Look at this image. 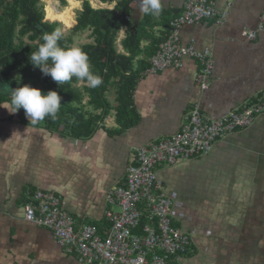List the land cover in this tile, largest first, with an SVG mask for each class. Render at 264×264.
I'll use <instances>...</instances> for the list:
<instances>
[{
	"label": "crops",
	"instance_id": "1",
	"mask_svg": "<svg viewBox=\"0 0 264 264\" xmlns=\"http://www.w3.org/2000/svg\"><path fill=\"white\" fill-rule=\"evenodd\" d=\"M214 1L220 11L231 4L224 24L204 21L180 29L183 45L212 52L209 89L199 91V66L192 58H184L180 68L145 72L132 91L137 121L129 129L120 131L113 110L91 137L75 139L24 125L14 119L8 104H0V264H82L58 246L49 230L24 220L28 192L61 195L76 226L90 224L102 235L110 228L106 212H118L107 202V193L123 182L136 148L176 134L195 103L203 114L219 119L264 91V32L251 42L240 36L243 29L256 26L264 0ZM92 2L94 9L110 10L116 4ZM73 3L78 1L67 0V8ZM131 8L138 27L145 14L139 12L138 0ZM181 12V0H163L161 14L151 18L171 21ZM153 33L156 38L165 35L161 27ZM124 38L121 29L115 42L118 54H126ZM107 100L116 106L113 88ZM155 172L173 202L172 226L191 240V252L174 258V264H264V112L249 127L217 140L207 155Z\"/></svg>",
	"mask_w": 264,
	"mask_h": 264
},
{
	"label": "built area",
	"instance_id": "2",
	"mask_svg": "<svg viewBox=\"0 0 264 264\" xmlns=\"http://www.w3.org/2000/svg\"><path fill=\"white\" fill-rule=\"evenodd\" d=\"M181 2L182 12L169 22L166 39L150 59L146 73L180 68L184 58H192L199 66L196 84L203 93L209 89L212 79V52L208 48L197 50L194 44L183 45L180 29L204 21L220 26L228 17L231 4L220 11L214 0ZM263 32L264 7L256 26L243 29L240 36L251 42ZM263 112L264 91L219 119L209 118L195 103L176 134L136 148L134 161L127 167L123 182L107 193V202L116 206L118 212H106L110 228L102 235L90 224L76 226L64 208L62 196L52 192H28L23 218L49 230L58 246L74 253L82 264H174V258L191 252V240L172 226L173 202L158 185L156 168L207 155L217 140L249 127ZM145 219L147 224L142 226Z\"/></svg>",
	"mask_w": 264,
	"mask_h": 264
},
{
	"label": "trees",
	"instance_id": "3",
	"mask_svg": "<svg viewBox=\"0 0 264 264\" xmlns=\"http://www.w3.org/2000/svg\"><path fill=\"white\" fill-rule=\"evenodd\" d=\"M58 1L61 6L66 5V0ZM81 1V11L74 21L76 24H72L69 34L63 35L59 44L72 47L74 37L89 32L91 42L78 47L87 54L92 71L103 79V83L95 88L75 77L58 85L50 75H44L30 62L31 53L43 43L42 35L60 27L44 17L41 0H0V104H8L13 110L12 90L21 87L23 82L44 93L57 91L61 106L55 119L45 117L32 124L23 108L13 114L24 125L75 139L91 137L98 123L113 110L120 131L135 125L137 115L133 110L132 91L149 68L159 44L165 40L170 22L162 20L157 23L151 14H145L137 29L133 30V0H98L102 4L116 2L110 10L94 9L89 0ZM72 18L74 16L67 19ZM156 27L163 29L164 37H155L153 29ZM121 29H125L121 46L126 54H118L115 48ZM145 42L147 46H142ZM110 88L114 89L115 107L107 100Z\"/></svg>",
	"mask_w": 264,
	"mask_h": 264
},
{
	"label": "clouds",
	"instance_id": "4",
	"mask_svg": "<svg viewBox=\"0 0 264 264\" xmlns=\"http://www.w3.org/2000/svg\"><path fill=\"white\" fill-rule=\"evenodd\" d=\"M140 13L158 16L163 10V0H138ZM62 31L57 28L51 33L42 35L43 43L32 52L29 59L34 67L41 69L44 75H50L58 85L70 81L73 77L86 81L90 87H99L103 79L92 71L87 54L79 47H61ZM11 104L16 113L23 108L32 124L45 117L56 118L61 106V96L57 91L47 93L30 85L12 90Z\"/></svg>",
	"mask_w": 264,
	"mask_h": 264
},
{
	"label": "rangeland",
	"instance_id": "5",
	"mask_svg": "<svg viewBox=\"0 0 264 264\" xmlns=\"http://www.w3.org/2000/svg\"><path fill=\"white\" fill-rule=\"evenodd\" d=\"M48 1V2H47ZM78 3H73L75 4L76 6H72L71 8H67V0H66V5L65 6H61L60 2L58 0H45L44 3H41L42 6H43V12H44V17H46L47 20H49L50 22H56L59 24V29L62 31L63 35L64 36H67V34H69L70 30H71V26L72 24L74 23V19H67L69 18L68 16H74V14L76 15V13L78 14L80 8H81V3L79 0H77ZM49 2L52 4V6H54V8L57 10V11H61L63 10L64 8L65 11L64 13L59 17V18H52L50 19V17L48 16V12L46 10V6L49 5ZM91 5H93L94 8H97V5L95 3H93L91 0ZM107 7L108 9L110 8V6H105ZM46 10V11H45ZM73 10H74V13H73ZM88 34L89 32H84L82 34H79L77 35L76 37L73 38V45L72 47H75V45H79L80 42L82 41H85L88 39ZM21 87H23L24 85H27V82H23V83H20ZM112 96V94H111ZM12 117H14L12 115ZM14 119L16 120L17 118L14 117Z\"/></svg>",
	"mask_w": 264,
	"mask_h": 264
},
{
	"label": "bare ground",
	"instance_id": "6",
	"mask_svg": "<svg viewBox=\"0 0 264 264\" xmlns=\"http://www.w3.org/2000/svg\"><path fill=\"white\" fill-rule=\"evenodd\" d=\"M55 1V0H54ZM92 1V0H91ZM94 1V0H93ZM48 2V1H47ZM93 6V5H92ZM66 8H64L61 11H57L54 6L49 2V5L47 6L48 16L50 18H59L65 11Z\"/></svg>",
	"mask_w": 264,
	"mask_h": 264
},
{
	"label": "water",
	"instance_id": "7",
	"mask_svg": "<svg viewBox=\"0 0 264 264\" xmlns=\"http://www.w3.org/2000/svg\"><path fill=\"white\" fill-rule=\"evenodd\" d=\"M81 1V0H80ZM137 24L133 25L132 29L135 30L136 29V26Z\"/></svg>",
	"mask_w": 264,
	"mask_h": 264
}]
</instances>
